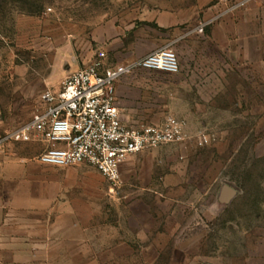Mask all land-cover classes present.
Listing matches in <instances>:
<instances>
[{
	"label": "rangeland",
	"instance_id": "1",
	"mask_svg": "<svg viewBox=\"0 0 264 264\" xmlns=\"http://www.w3.org/2000/svg\"><path fill=\"white\" fill-rule=\"evenodd\" d=\"M258 1L0 0V175L13 164L69 184L87 221L62 264H264V64L241 58L233 29ZM162 49L178 74L122 76L117 105L184 120V143L135 155L117 186L86 165L15 168L39 164L43 143L22 131L46 91L101 52L115 68ZM223 185L237 191L228 205Z\"/></svg>",
	"mask_w": 264,
	"mask_h": 264
},
{
	"label": "built area",
	"instance_id": "2",
	"mask_svg": "<svg viewBox=\"0 0 264 264\" xmlns=\"http://www.w3.org/2000/svg\"><path fill=\"white\" fill-rule=\"evenodd\" d=\"M104 60L101 52L71 73L59 91H46L43 110L22 134H33L43 143L38 157L42 164L56 168L86 165L117 186L122 167L131 158L145 150L184 143L187 125L172 115L157 124L126 122L117 105L115 85L122 76L136 70L178 74L173 50H158L115 68L107 67Z\"/></svg>",
	"mask_w": 264,
	"mask_h": 264
},
{
	"label": "crops",
	"instance_id": "3",
	"mask_svg": "<svg viewBox=\"0 0 264 264\" xmlns=\"http://www.w3.org/2000/svg\"><path fill=\"white\" fill-rule=\"evenodd\" d=\"M233 29L241 58L250 65L264 64V0L246 6L243 18L233 23ZM119 109L126 122H151ZM51 167L39 161L15 168L32 172L38 168L45 173ZM12 169L13 164H5L0 175V264L73 263L69 258L74 254L62 242L75 241L87 218L71 203L69 184L59 177L31 172L13 175Z\"/></svg>",
	"mask_w": 264,
	"mask_h": 264
},
{
	"label": "water",
	"instance_id": "4",
	"mask_svg": "<svg viewBox=\"0 0 264 264\" xmlns=\"http://www.w3.org/2000/svg\"><path fill=\"white\" fill-rule=\"evenodd\" d=\"M236 196L237 191L234 188L228 185H223L219 195V201L224 205H228Z\"/></svg>",
	"mask_w": 264,
	"mask_h": 264
}]
</instances>
